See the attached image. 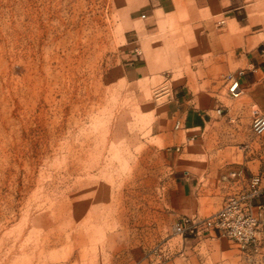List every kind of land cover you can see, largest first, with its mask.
Segmentation results:
<instances>
[{"label": "rangeland", "instance_id": "rangeland-1", "mask_svg": "<svg viewBox=\"0 0 264 264\" xmlns=\"http://www.w3.org/2000/svg\"><path fill=\"white\" fill-rule=\"evenodd\" d=\"M259 111L264 0H0V264H264V213L185 230L264 176Z\"/></svg>", "mask_w": 264, "mask_h": 264}, {"label": "built area", "instance_id": "built-area-1", "mask_svg": "<svg viewBox=\"0 0 264 264\" xmlns=\"http://www.w3.org/2000/svg\"><path fill=\"white\" fill-rule=\"evenodd\" d=\"M241 79V75H228V92L232 97H239L244 93L245 86ZM223 110V106L217 108L218 113H222ZM180 124L181 121H178L177 127H180ZM251 129L258 136L264 135V112L259 111L254 115ZM232 176L236 177L234 181L249 182L238 193L230 195L218 211L203 218L186 219V224L190 225L185 230L189 229L196 236L203 234L211 237L226 236L236 241L241 248H246L259 239L264 204L255 203V199L264 194V176L246 177L243 168L233 171Z\"/></svg>", "mask_w": 264, "mask_h": 264}, {"label": "crops", "instance_id": "crops-1", "mask_svg": "<svg viewBox=\"0 0 264 264\" xmlns=\"http://www.w3.org/2000/svg\"><path fill=\"white\" fill-rule=\"evenodd\" d=\"M211 45V43H210ZM195 50H191L189 47V51L190 53H196L199 50H202L205 48V46L203 44H200V42H196L195 43ZM250 59H248L249 61ZM257 63V61H249L250 65L255 66V64ZM138 69V68H137ZM257 70V69H256ZM184 95H180L179 98L180 99H184ZM209 116H211V114L207 111H202L201 109H197L195 107H189L186 110V114H185V122L187 123L188 126L191 127H197L200 124H203L204 122H207V120L210 118Z\"/></svg>", "mask_w": 264, "mask_h": 264}]
</instances>
